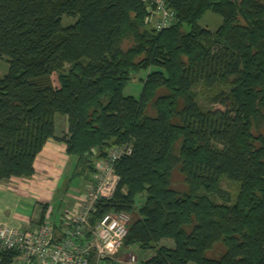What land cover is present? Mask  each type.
Returning a JSON list of instances; mask_svg holds the SVG:
<instances>
[{"label": "trees", "instance_id": "1", "mask_svg": "<svg viewBox=\"0 0 264 264\" xmlns=\"http://www.w3.org/2000/svg\"><path fill=\"white\" fill-rule=\"evenodd\" d=\"M164 2L175 19L155 32L142 0H0V181L30 177L47 139L86 180L93 151L128 144L93 216H130L122 249L153 251L138 264H264V0ZM206 11L221 17L214 31L198 24ZM138 71V98L124 96ZM16 255L0 249V264Z\"/></svg>", "mask_w": 264, "mask_h": 264}, {"label": "built area", "instance_id": "2", "mask_svg": "<svg viewBox=\"0 0 264 264\" xmlns=\"http://www.w3.org/2000/svg\"><path fill=\"white\" fill-rule=\"evenodd\" d=\"M144 23L158 32L174 22V12L164 0H142ZM130 152L128 144L108 148L104 155L93 151V172L85 190H71L73 206L61 214L57 232L49 218L50 209L41 224L21 230L0 222V249L17 252L14 264H138L132 252L122 249L130 216L125 212H106L95 217L96 203L110 199L119 176L115 162ZM93 217V218H92Z\"/></svg>", "mask_w": 264, "mask_h": 264}, {"label": "crops", "instance_id": "3", "mask_svg": "<svg viewBox=\"0 0 264 264\" xmlns=\"http://www.w3.org/2000/svg\"><path fill=\"white\" fill-rule=\"evenodd\" d=\"M60 118L63 121L62 132H65L66 118ZM55 134L60 136L58 131ZM67 168H72L74 172L75 159L67 155L65 144L47 139L33 161V174L30 177H11L0 181V222L21 230L32 229L39 225L42 211L50 209L49 218L59 232L61 213L55 217L51 203L57 199L65 210L71 209L70 191L77 187L69 184L68 180L64 182Z\"/></svg>", "mask_w": 264, "mask_h": 264}, {"label": "rangeland", "instance_id": "4", "mask_svg": "<svg viewBox=\"0 0 264 264\" xmlns=\"http://www.w3.org/2000/svg\"><path fill=\"white\" fill-rule=\"evenodd\" d=\"M74 22V20H72L69 17H62L61 20V24L62 26H67L69 24H72ZM198 24L202 27L207 28L210 31H214L217 29V27L221 24V17L217 14H214L210 11H206L201 18L198 21ZM7 71V64L6 62L0 60V77H2V75H4V73H6ZM148 71V70H147ZM145 77V71H138L135 72L133 74H131L130 80L123 86L122 88V94L124 96H132L134 98H138L141 88H142V81ZM52 79V83L54 86L58 85V81H57V76L55 73L52 74L51 76ZM201 100V99H200ZM209 107V106H207ZM263 113H264V109H263ZM62 115L59 114H55L53 116V120H54V126H55V131H58L59 135H61L63 132V121L61 120ZM259 132L261 134H264V122L261 123L260 127H259ZM73 169L72 168H67L66 172L63 176V179L66 178V180L64 182H66L68 180L69 184L73 183L75 185H77V189L79 190V192H83L86 188L85 185H88L89 183V179L88 180H84V178H82L81 176H75L72 175ZM88 177V175H87ZM83 181V182H82ZM67 182V183H68ZM171 182L173 184V186L179 190V191H183L184 190V185L182 182V176L177 172V171H173L172 175H171ZM65 186V183L63 184ZM220 187L226 191L229 192L231 200L233 201L236 193H237V184L228 181L225 178H221L220 180ZM68 191L69 189L66 191L67 195H68ZM56 202L51 203V206L54 208L52 214L57 217L60 213L62 214V212L66 209L65 206L63 204L59 203V200H55ZM72 204L74 202L73 199H71ZM140 202V201H139ZM138 200L136 202V204H139ZM131 216L132 217H137V212L136 210H133L131 212ZM52 218V215H51ZM53 219V218H52ZM160 245H165V246H172V242L169 239H161L159 242ZM126 252H132L138 261L149 257L153 251L151 249H146V250H142L140 249L138 246L133 245L130 246L128 249L125 250ZM222 251V246L220 245H216L214 247V249H212L211 252H209L208 256H216L219 252ZM192 264V263H191Z\"/></svg>", "mask_w": 264, "mask_h": 264}]
</instances>
